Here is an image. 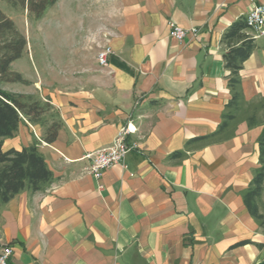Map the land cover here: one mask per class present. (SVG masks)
Here are the masks:
<instances>
[{"label": "crops", "instance_id": "1", "mask_svg": "<svg viewBox=\"0 0 264 264\" xmlns=\"http://www.w3.org/2000/svg\"><path fill=\"white\" fill-rule=\"evenodd\" d=\"M81 2L65 8L71 24L76 14L82 18L81 39L72 42L65 30L71 44L55 47L63 52L53 55L57 64L42 59L35 78L21 67L16 71L28 83L10 91L48 100L63 122L52 143L26 118L3 141L4 150L37 144L55 178L44 191L25 188L0 199V248H13L10 264L264 261V229L244 202L260 167L264 33L249 30L256 46L240 72L247 105L231 123L234 134L185 150L189 140L219 128L232 97L224 32L264 0ZM170 20L199 28L197 37L179 42ZM107 45L113 53L102 66L98 52ZM25 55L35 61L32 45ZM128 123L137 127L128 136L134 146L123 163L95 178L86 155L111 144ZM178 151L186 155L171 158Z\"/></svg>", "mask_w": 264, "mask_h": 264}, {"label": "trees", "instance_id": "2", "mask_svg": "<svg viewBox=\"0 0 264 264\" xmlns=\"http://www.w3.org/2000/svg\"><path fill=\"white\" fill-rule=\"evenodd\" d=\"M13 9L28 10L30 19L41 20L49 7L58 0H5ZM224 64L229 71L227 76L231 99L225 106L223 121L219 128L208 135L189 140L185 150L193 144H208L226 139L234 134L231 123L237 120L239 112L245 108L242 89L241 70L244 62L255 49V39L249 32L246 18L233 22L222 37ZM26 35L16 22L0 8V83H28L22 74L11 69L12 63L21 58L27 48ZM53 111V112H50ZM49 112V113H48ZM26 118L43 129V140L52 143L56 140L63 122L59 112L47 100L34 94L9 92L0 88V199L6 203L21 190L28 188L32 192L46 190L55 181L53 172L48 167L37 144L22 150L3 149L5 138L14 137L19 126ZM250 126L257 123L255 115L247 118ZM260 167L257 169L250 186L244 194V202L250 214L264 229V128L259 137ZM186 155L178 151L171 158L179 159ZM247 243L240 242L237 245Z\"/></svg>", "mask_w": 264, "mask_h": 264}, {"label": "rangeland", "instance_id": "3", "mask_svg": "<svg viewBox=\"0 0 264 264\" xmlns=\"http://www.w3.org/2000/svg\"><path fill=\"white\" fill-rule=\"evenodd\" d=\"M81 1L82 0H61L57 7H49L45 16L41 20L36 21L29 18L28 10L23 11L21 9H13L7 1L0 0V8L16 22L19 29L26 35L28 40L27 46L32 45L34 48V54L36 55L35 61H31L28 55L15 60L14 64L12 63L13 65L11 66V69L16 71L21 67H24L27 71V75L35 78L36 73L34 69L37 65L39 68H42V59L57 64L60 58H55L53 55H61L63 52H55V47L63 46L64 44L70 46L71 42H68L70 38L72 39V42L75 43L81 39L82 29L80 27L82 24V18L76 14V18L72 19L73 23L71 24V20L66 16L65 12V8L69 4L80 6L82 3ZM69 23L72 25L71 29L69 28ZM65 30L71 31L70 38L64 36ZM66 52L69 53L67 50ZM71 54L72 58H74L79 55V52L73 50L71 51ZM23 84L24 83L22 82H3L0 83V88L9 92L18 91L24 87Z\"/></svg>", "mask_w": 264, "mask_h": 264}, {"label": "built area", "instance_id": "4", "mask_svg": "<svg viewBox=\"0 0 264 264\" xmlns=\"http://www.w3.org/2000/svg\"><path fill=\"white\" fill-rule=\"evenodd\" d=\"M249 30L255 35L264 33V2L256 4L245 16ZM171 35L179 42H184L190 36L197 37L199 28H185L173 20L169 21ZM113 53L110 45L104 46L98 52V61L102 66L109 65V57ZM137 132L136 125L128 123L120 128L114 141L98 150L89 152L86 158L90 159L86 170L95 178L101 179L108 168L124 162L127 153L134 145L128 141V136ZM102 184L99 185L101 189ZM14 250L11 245H4L0 248V264H10Z\"/></svg>", "mask_w": 264, "mask_h": 264}, {"label": "water", "instance_id": "5", "mask_svg": "<svg viewBox=\"0 0 264 264\" xmlns=\"http://www.w3.org/2000/svg\"><path fill=\"white\" fill-rule=\"evenodd\" d=\"M258 264H264V261H262V262H259Z\"/></svg>", "mask_w": 264, "mask_h": 264}]
</instances>
